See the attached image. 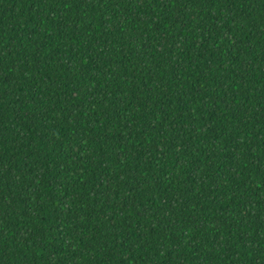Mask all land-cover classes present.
Returning a JSON list of instances; mask_svg holds the SVG:
<instances>
[{"label":"trees","instance_id":"1","mask_svg":"<svg viewBox=\"0 0 264 264\" xmlns=\"http://www.w3.org/2000/svg\"><path fill=\"white\" fill-rule=\"evenodd\" d=\"M0 264H264V0H0Z\"/></svg>","mask_w":264,"mask_h":264}]
</instances>
